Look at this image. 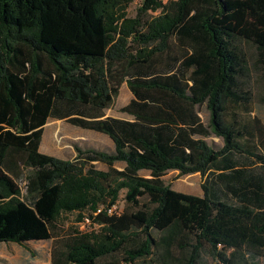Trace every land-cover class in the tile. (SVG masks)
<instances>
[{"label":"trees","instance_id":"obj_1","mask_svg":"<svg viewBox=\"0 0 264 264\" xmlns=\"http://www.w3.org/2000/svg\"><path fill=\"white\" fill-rule=\"evenodd\" d=\"M130 1L0 0V244L50 242L49 264H200L203 252L258 264L264 166L254 174L236 156L251 154L250 136L264 165V119L251 129L228 108L250 101L249 48L264 105V0H140L128 17ZM123 83L129 119L104 117ZM48 119L100 133L113 150L43 154ZM167 171L199 174L202 196L172 190ZM121 191L129 209L109 212ZM85 212L95 230L59 229Z\"/></svg>","mask_w":264,"mask_h":264},{"label":"rangeland","instance_id":"obj_2","mask_svg":"<svg viewBox=\"0 0 264 264\" xmlns=\"http://www.w3.org/2000/svg\"><path fill=\"white\" fill-rule=\"evenodd\" d=\"M163 3H167L171 0H162ZM140 0H131L126 13L128 17H134L137 8L139 7ZM157 15L156 13L151 16ZM250 68V89L248 86L243 88L244 92H250V101L247 104H241L234 108L229 107V113L235 112L238 118L248 128L253 127L252 118L264 119V105L260 102V95L262 92V83L259 79V73L254 69V50L249 48L246 49ZM132 98V94L128 90L125 83L120 87L119 94L114 100L113 104L107 111V114L126 118L125 114L120 112V108L125 106ZM198 116L205 127H208L209 112L206 104H203L196 108ZM254 138V137H253ZM247 146L250 155L240 154L236 157L244 162L243 166L247 169L254 170V174H261L259 166H264L256 159L255 156H261L262 152L259 149L257 140L255 141L250 136H247ZM209 146L214 150H219L222 147V140L210 134L207 138H204ZM75 148L81 149H95L107 151L108 148H113L112 142L108 137L87 131L84 129L76 128L66 121L52 120L49 119L44 126L40 152L47 154L62 160H71L75 155ZM254 155V156H252ZM248 163V164H246ZM94 168L100 171H107V167L99 162L93 164ZM124 167L123 163L117 162L114 164V168L122 170ZM143 177H148V173L141 171L139 173ZM165 184L169 185L172 190L183 194L202 196L201 184L203 179L199 174H190L186 176H179L177 171H167L162 177ZM125 209H129L124 201V191L119 193L118 200L115 206L111 209L114 214H121ZM84 219L88 218V213H83ZM77 214L63 215L58 221V226L61 231H67L69 228H78L83 232H89L95 230V226H92L90 221L88 223L77 222ZM50 258V242H29L23 246L15 244H0V264H49ZM109 261V259L102 260L101 262ZM258 264H264V258L257 260ZM135 264H147L146 262H136ZM200 264H214V261L203 252L200 259Z\"/></svg>","mask_w":264,"mask_h":264},{"label":"crops","instance_id":"obj_3","mask_svg":"<svg viewBox=\"0 0 264 264\" xmlns=\"http://www.w3.org/2000/svg\"><path fill=\"white\" fill-rule=\"evenodd\" d=\"M109 109H107V110H105V112H104V117H112V118H119V117H115V116H112V115H109V114H107V111H108ZM119 119H129V117L127 116L126 118H119ZM49 120V119H48ZM47 120V121H48ZM52 120H59V119H52ZM59 121H64L65 122V120L63 119V120H59ZM47 123V122H46ZM45 126V125H44ZM44 126H43V129H44ZM92 132V131H91ZM96 133V132H95ZM100 134V133H99ZM110 140V139H109ZM40 145H41V143H40ZM112 145H113V143H112ZM39 150H40V148H39ZM113 150V148H108V150L106 151V152H111ZM98 151H102V150H98Z\"/></svg>","mask_w":264,"mask_h":264},{"label":"built area","instance_id":"obj_4","mask_svg":"<svg viewBox=\"0 0 264 264\" xmlns=\"http://www.w3.org/2000/svg\"><path fill=\"white\" fill-rule=\"evenodd\" d=\"M109 212H111V210H109ZM88 222H89V220L86 218V219H84L83 223H88Z\"/></svg>","mask_w":264,"mask_h":264}]
</instances>
